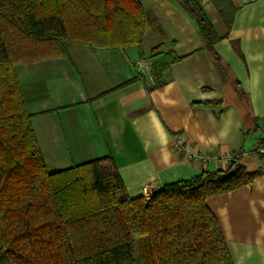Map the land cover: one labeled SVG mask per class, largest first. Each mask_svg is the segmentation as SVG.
<instances>
[{
  "label": "crops",
  "instance_id": "crops-1",
  "mask_svg": "<svg viewBox=\"0 0 264 264\" xmlns=\"http://www.w3.org/2000/svg\"><path fill=\"white\" fill-rule=\"evenodd\" d=\"M139 1L141 46L66 43L67 56L15 67L47 169L112 157L129 196L139 198L145 184L154 195L238 161L258 176L207 206L233 263L264 264V0H230V27L213 0H196L220 39L214 53L176 0ZM168 56L179 60L155 88L137 62ZM188 148L213 159L189 160Z\"/></svg>",
  "mask_w": 264,
  "mask_h": 264
},
{
  "label": "trees",
  "instance_id": "trees-1",
  "mask_svg": "<svg viewBox=\"0 0 264 264\" xmlns=\"http://www.w3.org/2000/svg\"><path fill=\"white\" fill-rule=\"evenodd\" d=\"M176 1L214 53L220 39L197 1ZM213 1L230 27L231 1ZM146 26L139 0H0V264H140L139 241L149 264H234L207 200L258 176L238 161L149 201L129 196L112 157L47 169L15 67L67 56L66 43L141 46ZM169 58L151 66L155 88L179 60Z\"/></svg>",
  "mask_w": 264,
  "mask_h": 264
},
{
  "label": "built area",
  "instance_id": "built-area-1",
  "mask_svg": "<svg viewBox=\"0 0 264 264\" xmlns=\"http://www.w3.org/2000/svg\"><path fill=\"white\" fill-rule=\"evenodd\" d=\"M151 66H152V63L149 61H146V60H142V61L137 62V68H138L139 74L144 76L145 78L150 79L153 82V77H152L151 72H150ZM263 154H264V150H263ZM186 156L189 160H193V161H198V160L200 161L201 160L203 162H209L210 160L213 159V158L208 157V156H205V157L197 156L194 153L193 149H191V148H188ZM152 195H153L152 186L145 184L142 187V196L144 197V199L146 201H149L150 198L152 197Z\"/></svg>",
  "mask_w": 264,
  "mask_h": 264
},
{
  "label": "rangeland",
  "instance_id": "rangeland-1",
  "mask_svg": "<svg viewBox=\"0 0 264 264\" xmlns=\"http://www.w3.org/2000/svg\"><path fill=\"white\" fill-rule=\"evenodd\" d=\"M141 241H139L136 246H135V251H136V256L137 259L139 260L140 264H149V259H148V251H146L145 249H143L141 251L140 247H141ZM152 264V262H151Z\"/></svg>",
  "mask_w": 264,
  "mask_h": 264
}]
</instances>
